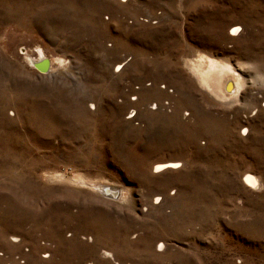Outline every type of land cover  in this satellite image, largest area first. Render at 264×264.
<instances>
[{
  "label": "rangeland",
  "instance_id": "1",
  "mask_svg": "<svg viewBox=\"0 0 264 264\" xmlns=\"http://www.w3.org/2000/svg\"><path fill=\"white\" fill-rule=\"evenodd\" d=\"M0 264H264V0H0Z\"/></svg>",
  "mask_w": 264,
  "mask_h": 264
},
{
  "label": "bare ground",
  "instance_id": "2",
  "mask_svg": "<svg viewBox=\"0 0 264 264\" xmlns=\"http://www.w3.org/2000/svg\"><path fill=\"white\" fill-rule=\"evenodd\" d=\"M230 30H231L230 34L232 36L239 35L238 34L239 33V27H233ZM43 58H46L50 61V71L47 74H41L43 76L49 75L50 73H52L56 63L59 66L62 64L61 59L56 58L57 60H53L52 58H48V56L42 50H39V49H38L37 57L33 58L31 56L29 57V55H26V63L31 66V64L33 62H36L37 60L40 61ZM183 60H184L183 65H184L185 70H187L189 72V75L195 80V82L198 85V87L200 88V90H202L203 92H205L206 94L211 96L217 102H220L223 99L224 100L230 99L229 101L237 100L238 95L240 93V89L243 88V81L241 79V76L237 75L234 72V70H233L234 68H232L226 60L218 59L215 57H210L209 55H207L201 51L200 52L195 51V55H194L192 60H187V59H183ZM113 67H116L115 71H119L122 69L121 63H117V62L114 63ZM231 85L234 89L233 93H230L231 89H232V87L230 88ZM168 93L169 92H167V94ZM167 96L168 95H166V97ZM136 99H135V101H136ZM130 101L132 102L134 100H130ZM161 104H160V102H154L153 105L151 104L150 107L148 106V109L153 111L155 108H157V109H161L164 111L165 109L169 108V103L168 104L164 103V106ZM132 114H133V116H132ZM134 114H135L134 111L130 109V110H128L127 115L125 117H126V119H133ZM154 167H155L154 168L155 173H157V174L164 173L165 174V173H168L169 171L178 169L179 164L176 162L170 161V162H164V163H156L154 165ZM60 177L64 179V177L62 175H60ZM51 180H52V178H51ZM75 180H77L78 182L85 183L83 180H81L79 178L75 179ZM77 181H75V183ZM98 182L100 183V181H98ZM243 184L245 185V187H248V188L253 189V190H257L261 186L260 180L252 174H246L245 175V179L243 181ZM94 186H92V188ZM95 191H96L95 193H99V194H102L104 196H110V198L111 197L113 198L116 196L118 197L117 193L119 192L118 189L111 188V187L110 188L109 187H107V188L106 187H100V188H96ZM122 196H123V193L119 194L118 199H120V197L122 198ZM158 201H159L158 197H155L154 204L158 203ZM157 242H159V241H157ZM161 246H162V244H160V247Z\"/></svg>",
  "mask_w": 264,
  "mask_h": 264
},
{
  "label": "water",
  "instance_id": "3",
  "mask_svg": "<svg viewBox=\"0 0 264 264\" xmlns=\"http://www.w3.org/2000/svg\"><path fill=\"white\" fill-rule=\"evenodd\" d=\"M31 66L40 74H47L50 71V61L46 58L33 62Z\"/></svg>",
  "mask_w": 264,
  "mask_h": 264
},
{
  "label": "built area",
  "instance_id": "4",
  "mask_svg": "<svg viewBox=\"0 0 264 264\" xmlns=\"http://www.w3.org/2000/svg\"><path fill=\"white\" fill-rule=\"evenodd\" d=\"M136 98H132L131 100H135ZM165 104H168V103H165ZM153 105V104H152ZM132 116H133V114H132Z\"/></svg>",
  "mask_w": 264,
  "mask_h": 264
}]
</instances>
